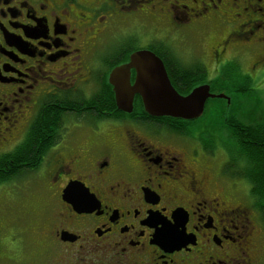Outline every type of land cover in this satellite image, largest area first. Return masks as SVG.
<instances>
[{"label":"flooded vegetation","instance_id":"af4514ba","mask_svg":"<svg viewBox=\"0 0 264 264\" xmlns=\"http://www.w3.org/2000/svg\"><path fill=\"white\" fill-rule=\"evenodd\" d=\"M139 50L177 93L206 85L224 96L217 112L249 113L263 98L264 0H0V191L24 176L39 191L33 228L0 225V261L30 233L42 264H264L245 164L178 133L197 120L150 117L138 95L116 108L109 73Z\"/></svg>","mask_w":264,"mask_h":264},{"label":"rangeland","instance_id":"374dc122","mask_svg":"<svg viewBox=\"0 0 264 264\" xmlns=\"http://www.w3.org/2000/svg\"><path fill=\"white\" fill-rule=\"evenodd\" d=\"M178 40L179 39H177L176 42ZM181 41L182 40H179V42ZM187 42H192V40H187ZM202 42L204 43L205 41ZM206 45L207 42L203 44V47ZM174 53L180 57H190L192 54L194 55L196 53V47L189 44L177 43L174 47ZM251 63L252 61L250 60L245 62V68L248 69ZM261 73H264V69H261ZM255 92L258 93L256 89L254 90V94ZM260 93L263 95V98L258 99V95L256 96L253 100L254 103H252L256 106V109L253 111L251 110L249 113L238 112L234 115L232 113L222 114L221 111L217 112L220 110L218 107L221 106L224 108L226 104L221 100L223 98H215L213 99L214 101L208 102L206 107H204L203 117L201 116L196 122L180 126V130L176 129L179 131V134H183L184 136L188 135L191 141L193 136L202 133L203 135H201V138L206 140L210 139V141L206 143L207 145L211 144V142L214 144H224L230 151L231 149L234 150V145H232L233 143L230 139L232 137L228 135L227 129L221 128L223 122L227 119L234 120V122L242 124V127L246 128L248 123H251L253 126L259 121H264V88L260 90ZM237 98L245 100L242 99L241 96H238ZM217 101H221V103ZM206 129L211 135H209V133L207 134ZM212 149L220 153V151L217 150V147H213ZM31 178L32 177L29 178L28 176H24L18 179L17 183L20 184V186L11 192V196H8L4 191H0V225L5 224L13 233L25 231L28 227L33 228V225L39 221V215L38 212H36L39 203V199H37L39 191ZM224 187L226 188L228 185H224ZM240 187L243 189L242 186ZM245 191L246 189L239 190V194L235 196V203L245 205V202H248L242 197L243 192L245 194ZM232 206L235 207L236 205L232 204ZM258 235L261 245L263 246L262 252L264 255V223L258 227ZM37 237V235L28 233L27 237L23 238L24 241L20 244L21 251L14 253V257L7 261H5V259L3 260V256H7V254L3 252L0 264H42L43 258L39 255L40 250H38L37 246Z\"/></svg>","mask_w":264,"mask_h":264},{"label":"water","instance_id":"95a60500","mask_svg":"<svg viewBox=\"0 0 264 264\" xmlns=\"http://www.w3.org/2000/svg\"><path fill=\"white\" fill-rule=\"evenodd\" d=\"M130 70L135 71L134 82L129 80ZM115 106L131 112L135 95L140 97L145 114L150 117H170L192 121L201 117L208 99L224 98L209 93V87L199 86L187 95L178 94L171 86L159 58L146 50L133 52L127 63L114 67L108 76Z\"/></svg>","mask_w":264,"mask_h":264},{"label":"trees","instance_id":"16d2710c","mask_svg":"<svg viewBox=\"0 0 264 264\" xmlns=\"http://www.w3.org/2000/svg\"><path fill=\"white\" fill-rule=\"evenodd\" d=\"M182 122L186 123V121ZM228 122L236 123L234 120H228ZM262 122L263 124L251 128H244L241 125H236L235 127L229 126L227 132L228 135L232 137L230 139L232 140V145H234V150H228V153L231 155L232 160L245 164L244 170H246V172L244 175L246 181H248L253 187L250 189V192L258 201L264 203V121ZM177 129L180 130L181 127ZM208 133L211 135L209 131H207V134ZM201 135L203 134L200 133L193 137H196L198 141L203 143L204 147L208 150H211L213 147L216 148V144L212 142L207 145L206 143L210 141V139L206 140L201 138ZM27 152V148H23L16 158L22 159L23 155ZM0 179H3V177H0ZM262 213L264 219V209L262 210Z\"/></svg>","mask_w":264,"mask_h":264}]
</instances>
